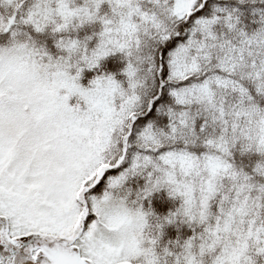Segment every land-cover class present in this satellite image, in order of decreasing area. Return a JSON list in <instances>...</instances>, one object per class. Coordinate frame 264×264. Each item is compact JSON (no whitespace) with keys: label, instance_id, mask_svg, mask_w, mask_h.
Masks as SVG:
<instances>
[{"label":"snow or ice","instance_id":"6c2138e0","mask_svg":"<svg viewBox=\"0 0 264 264\" xmlns=\"http://www.w3.org/2000/svg\"><path fill=\"white\" fill-rule=\"evenodd\" d=\"M0 264H264V0H0Z\"/></svg>","mask_w":264,"mask_h":264}]
</instances>
